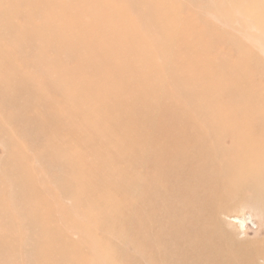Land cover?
<instances>
[{
	"label": "rangeland",
	"instance_id": "1",
	"mask_svg": "<svg viewBox=\"0 0 264 264\" xmlns=\"http://www.w3.org/2000/svg\"><path fill=\"white\" fill-rule=\"evenodd\" d=\"M2 1L1 15L6 6ZM161 1L172 9L174 27L181 26L184 31V50L165 45L171 39L166 32L158 33L156 40L165 48V56L160 62L157 59L158 68L160 79L167 80L170 106L153 109L155 105L148 100L144 110L136 112L140 88L132 94L130 87L135 84L129 80L138 81L141 70H150L149 60L120 57L117 85L106 93L96 86L98 92H91L88 83L64 81V77L80 75L74 62L62 57L59 66L50 64L56 57L54 50H49L53 44L45 53L44 37L38 33L46 20L36 14L32 18L20 15L12 24L10 19L7 24L3 20L0 68L7 64L1 61L8 58L4 56L13 55L12 66L20 74L15 79L0 76V235L4 245L15 241L10 255L6 252L9 262L0 258V264H35L34 258H28L26 233L29 218L37 212L40 218V210L21 203L24 187L20 180L25 177L32 178V190L40 194L48 217L40 218L38 226L53 232L55 247L64 254L62 259L61 253L54 256L49 264H264V187L257 197L239 190L240 196L226 203L227 214L219 220L217 210L211 208L216 203L221 206L235 191L231 186L235 180L230 181L229 171L223 167L237 165L239 156L228 154L235 139L245 142L242 146L249 151V160L264 161L258 148L261 140L256 142L261 133L254 126L257 118L264 116L258 110L264 103V85L260 89L253 83L249 85L255 89H248L247 85L223 82L231 73L250 80L255 74L248 69L234 70L237 64L219 51L223 46L234 50V40L229 36L224 44L215 31L226 30L252 45L253 55H262L264 5L247 0L253 7L236 10L233 4L243 0ZM84 6L100 10L97 0H87ZM145 9L129 10L127 20L140 36L155 40L151 27L140 19ZM210 28L216 42L208 49L210 38L205 32ZM194 35L202 38L200 42ZM200 54H205L207 69L196 72L188 67L184 75L193 80V88L184 85L177 90L179 85L166 78L167 69ZM101 55L111 57L112 48ZM236 56L241 55L237 52ZM258 57L256 61L264 65V55ZM62 60L66 65H60ZM229 88L237 89L233 99L227 97ZM184 92L188 94L183 99L180 95ZM249 95L255 96L251 102ZM69 97L71 106L65 101ZM73 110L81 114V129L66 114ZM200 143L206 145L208 160L194 151L188 153ZM16 155L19 158H14ZM103 160L102 168H96ZM21 161L25 164L22 169ZM258 165L264 173V164ZM212 166L218 168L219 176L207 179ZM196 217L202 221L201 232L181 228L192 227Z\"/></svg>",
	"mask_w": 264,
	"mask_h": 264
},
{
	"label": "bare ground",
	"instance_id": "2",
	"mask_svg": "<svg viewBox=\"0 0 264 264\" xmlns=\"http://www.w3.org/2000/svg\"><path fill=\"white\" fill-rule=\"evenodd\" d=\"M33 1L32 0H5V2L2 1V5L5 3L6 6L3 7L2 10V12L5 11L4 14L3 13L2 15L0 14V20H1L0 35L2 34V32H5V26L2 25L3 20H5L7 24L8 20L10 19L9 24H12L13 21L20 19V15L24 18L27 16L28 17L31 16L32 18L33 15L35 14L39 15V18H42L47 21V23L38 30L39 31L38 33H40L41 36L44 37V43H45L44 47L45 49H47V47L49 48V46L53 44V47L49 48V50L50 49L54 50L56 54V57L50 62V64L59 66L57 61L62 59V57H66L69 59V61L74 62L75 70L76 72H79L80 75L68 76L66 78L64 77V81L66 79L67 81H70L72 83L73 82H77L80 84L88 83L89 84L88 88L91 89L90 90L91 92L92 90L98 92V90L95 88L96 86L101 88L103 93H106L111 87L117 85L118 83L116 80V78L118 77L116 73L117 59H119L120 57L129 60L135 58L138 60H149L152 65L151 69L146 71L140 69L141 72L137 77L138 81L134 79L132 81L129 80V82L135 84L134 87L133 86L130 87V91L132 92V94H136L138 92V88H140L137 97L138 104L133 109V111L136 112V110H140V111L142 109L144 110L142 106L145 105V103L148 100H151L153 103L152 105H155V106H151V108L153 109H156V107H160V106H164V107L170 106L169 102H170L171 93H169L165 89V85H166L165 83L167 80L165 79V83H164L160 79L161 68L160 67L158 68V61L160 62L159 58L161 56L162 57L165 56V51H164L165 48L162 42L160 41L157 42L158 39L156 40V37L158 33L166 32L167 36L171 39V42L167 44L165 43V45H169L173 48L175 47L176 49H178V51L184 50L182 44H184L185 37L181 35L184 32V31L181 32V28H180L181 26H179V28L174 27L175 19L172 16V9L166 6L165 1L97 0V2L100 4V10L98 12L85 8L84 3H86L87 0H33ZM37 2H39V5L36 4ZM20 4L24 6L23 7L24 11L21 8H18ZM255 4H260L261 6L264 5V2L263 0H255ZM139 6H144L148 8L145 9L147 11H143V13H141L140 19L143 25L148 24L151 27L153 37L155 38V40H152L145 36L143 37L140 36L136 32V30L133 29L132 24L129 23L127 20V13L129 12V10L137 8ZM249 6L253 7V5L247 0H243L238 4L237 2L233 4V8L236 10H245ZM10 11L13 12L12 16L7 14V12ZM230 22H232V20ZM258 27H261V25H258ZM186 30L187 29H185V31ZM13 31L14 30H12V32ZM212 34H213V30L211 28L205 32V35H208L207 38H210V44H208L209 47H207L208 49H211L212 47L211 42H216V37H214V34L213 35ZM215 34H217L220 37L221 36L223 37L225 42L224 44H227L228 42L227 39L229 36L231 40H234L233 42L235 46L234 50L232 48H227L225 46H223L219 50L221 51L222 54L226 55V58H229L231 60L233 59L232 61H234L237 64V66H235L237 69L234 68V70L240 71L241 69H246V70L248 69L249 71L254 72L253 75L255 74L254 76L251 74V76H253L251 78L255 80V82H253V80L243 78L240 75H234V73H231V75L224 76L223 82L225 84L230 83L231 86L244 87L245 85H247L248 89H255L250 85H253V83H257L259 84L258 87L261 89L262 84L264 85V65H261L262 63L256 60L259 59L258 56L264 55V52H260L259 50V52L262 53V55H258L257 53H254L253 55L251 51L252 45L250 46L249 44H246L245 42L238 40L236 37H234V35L231 36L230 33H226V30L221 31L217 29L215 31ZM186 37L190 38L191 34H187ZM195 37L199 42L202 39L198 35L197 36L194 35V38ZM151 40L153 42H151ZM109 47L112 48L113 55L111 57H103L101 54L105 52ZM81 50L83 52H81ZM47 52L48 49L45 50V53ZM237 52L240 53L241 55L238 58L236 56ZM172 56H174L175 60L179 62L177 60L176 55L173 54ZM183 56L184 54L182 55V57ZM204 56L205 54L194 56V59L189 60L188 63L186 62V64L178 65L177 62H175L173 69H167L166 78L169 79L170 81L176 82V85H179V89L177 88V90H180L181 86L183 87L184 85L187 86L185 88H188V90L189 88H193V83H194L193 80L191 78L190 79L187 78L184 74L188 70V67L189 68L191 67L193 71L195 70L196 72H200L203 69H207V66L205 65V63H203L205 61ZM4 57H8L10 59L5 58L4 60H1L7 62V64L6 66H3V68H0V70L2 71L0 72V76L7 75L9 79H15V77H17L20 73L18 68L12 66L13 55L4 56ZM113 57H117V58H113ZM172 60L173 59L171 58V61ZM44 61L47 62L46 59H44ZM207 63L209 65H213L211 61L210 62L207 61ZM215 64L219 65L217 63ZM60 65L62 66L66 65L65 61L64 60L60 61ZM23 84H25V82H23ZM236 91L237 89L235 88H229L227 94L230 95L227 97L233 99L234 93ZM31 93L32 92H30V94ZM187 94L188 93L184 92L181 93L180 96H182V98L184 99V97ZM258 95L259 94H256L255 96ZM255 96L249 95L248 97L250 98H247V100L251 102V99L254 98ZM156 98H160V99L156 102H153ZM69 99L72 98L69 97L65 100L67 102L66 103L67 106H71V103H69ZM68 108L70 109L71 107ZM258 110L260 114L261 113L264 114V103L258 105ZM66 114L70 115L71 122H73L76 126H80V129L83 128L81 114L77 110H73L72 112L71 111L66 112ZM113 125L116 126L115 124ZM254 126H257L259 132L261 133L260 138L258 137V140L256 142H259L261 140L258 144V148L261 153H264V116L261 117V119L257 118V123ZM117 131H122V129L118 128ZM91 140L92 139L90 138V141ZM244 144L245 142L235 139L233 146L229 148L228 154L231 155L237 154L239 156V157L237 156L238 157L237 165H232L231 167L227 166V168L223 165V167L226 170L228 169L229 171V174L231 176L230 181L235 180V182L233 183L231 182L232 183L231 186H235L234 187L235 191L233 195L230 196L229 200L223 201L221 206L218 203H216L215 204L216 206L214 205V207H211L217 210L216 215L219 214L218 216H216L217 220H219L222 215L227 214L228 211L227 209L229 208V206H227L226 203L230 200L232 202L236 200L240 196L239 190L250 192L252 194L254 193V195H256L257 197L261 189L264 187V173H262L260 171L262 169L258 167L259 166L258 164L262 165L264 164V161L262 160L256 161L254 158L252 160H249L248 159L249 151H246L243 148L242 145ZM91 145L92 143L89 144V146ZM98 148L99 146L97 147V149ZM205 149H206V145L204 143L203 144L200 143L195 145V147L191 148L190 150H188V153L194 151L195 155L199 154L200 157H204L205 159H207V155H205L204 153ZM213 149H215L214 145H213ZM19 155H16L14 158H19ZM10 157L13 158L12 155H10ZM104 164L105 161L103 160L102 164L101 162L96 164L97 166L96 168L98 167L102 168ZM19 165L21 166V169L22 166H25V164L22 161L19 163ZM212 167L213 168L211 169V173L209 172L210 174L208 175V177H206L207 179H211V175H213L214 178H217V176H219L217 175L218 168H216L215 166ZM203 168L206 169V167ZM107 171H109V169H107ZM113 175L115 176V173H113ZM20 181H21L20 183H22V186L24 187V189L21 190L22 205L27 207L32 206L33 209H35V211L40 210V218H42V220H46L48 217H46V213L44 212L43 202L41 203L39 201L41 196L40 194L37 195L36 193L37 191L32 190L31 187L32 178L25 177ZM198 185L202 189L201 187L202 184H198ZM210 201L211 200H208V202ZM40 218L38 212H37V216L34 213L33 216L29 218L30 228L27 229V233H26V241L29 246V248L27 249V252H29L28 258L29 261L32 258H34L35 264H37V262L38 263L46 262V264H49L48 262L52 260L54 256L57 257L61 253L60 258L62 259L64 254L61 250L57 251L58 248L55 247L57 244L56 243L57 240L56 238L53 237V232L48 230L47 227L38 226ZM201 223L202 221L198 220V218L196 217V224H193L192 227H190L189 225L187 228L183 226H181V228H184L190 233L194 231L201 232ZM216 223L219 224L218 221H216ZM206 228H208V224L205 225V229ZM216 229L217 232L219 233L220 229L218 227H216ZM181 233L185 234L183 231H181ZM2 237L3 236L0 235V258H2L3 261L9 262L8 259L10 255L9 252L12 251V249H14L13 247H15L14 244L15 241L9 245H4L3 244L4 240L1 239ZM44 239L46 240V243L42 244ZM64 251H68V250H64ZM235 264H239V262H235Z\"/></svg>",
	"mask_w": 264,
	"mask_h": 264
}]
</instances>
